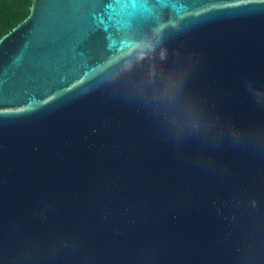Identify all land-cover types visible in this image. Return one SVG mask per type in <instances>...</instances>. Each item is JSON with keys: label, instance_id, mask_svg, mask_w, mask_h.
<instances>
[{"label": "water", "instance_id": "obj_1", "mask_svg": "<svg viewBox=\"0 0 264 264\" xmlns=\"http://www.w3.org/2000/svg\"><path fill=\"white\" fill-rule=\"evenodd\" d=\"M0 264H264V0H33L0 39Z\"/></svg>", "mask_w": 264, "mask_h": 264}, {"label": "trees", "instance_id": "obj_2", "mask_svg": "<svg viewBox=\"0 0 264 264\" xmlns=\"http://www.w3.org/2000/svg\"><path fill=\"white\" fill-rule=\"evenodd\" d=\"M33 0H0V39L30 13Z\"/></svg>", "mask_w": 264, "mask_h": 264}, {"label": "snow or ice", "instance_id": "obj_3", "mask_svg": "<svg viewBox=\"0 0 264 264\" xmlns=\"http://www.w3.org/2000/svg\"><path fill=\"white\" fill-rule=\"evenodd\" d=\"M121 2L131 3L133 5H136V4H142V3H144L145 0H121Z\"/></svg>", "mask_w": 264, "mask_h": 264}]
</instances>
